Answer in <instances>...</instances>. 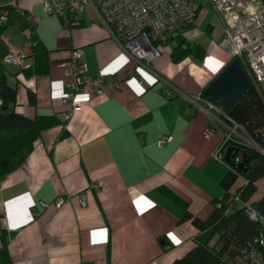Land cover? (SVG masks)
<instances>
[{
    "label": "crops",
    "instance_id": "obj_1",
    "mask_svg": "<svg viewBox=\"0 0 264 264\" xmlns=\"http://www.w3.org/2000/svg\"><path fill=\"white\" fill-rule=\"evenodd\" d=\"M13 1L0 36V76L17 91L16 111L55 115L59 124L43 130L0 179V249L9 264H172L195 246L201 229L193 219L211 215L229 170L215 156L227 128L219 124L206 137L213 123L197 99L232 59L213 5L196 0L194 23L160 46L151 66L179 89L166 93L165 82L121 49L93 8L73 24L47 14L46 0ZM37 42L48 50L44 73L33 72ZM179 45L204 55L174 61ZM79 47L87 73L105 83L98 94L84 88L80 108L63 120L62 63ZM10 50L26 54L31 74L4 63ZM162 134L171 138L159 144Z\"/></svg>",
    "mask_w": 264,
    "mask_h": 264
},
{
    "label": "built area",
    "instance_id": "obj_2",
    "mask_svg": "<svg viewBox=\"0 0 264 264\" xmlns=\"http://www.w3.org/2000/svg\"><path fill=\"white\" fill-rule=\"evenodd\" d=\"M222 24V38L220 44L226 48L232 58H238L246 70L250 82L259 89L264 90V5L261 0H209ZM14 5V1L10 2ZM93 8L100 16L103 24L109 30L121 49L126 52L137 65L150 71L157 80L165 82L162 91L169 93L177 89L175 85L166 81L155 71L151 64L160 54V46L166 44L172 37L179 34L183 28L194 23L199 11L196 0H46L44 9L47 14L58 15L70 23L79 24V15L85 8ZM8 10H2L0 22L7 19ZM26 54L19 50H10L4 57L6 64H13L25 68ZM64 75L67 78V90L63 102L67 109L60 116L63 120L71 117L73 111L81 106L79 95L87 88L91 93L98 94L105 83L101 76H91L87 73V65L83 60V49L75 48L70 60L62 63ZM142 83V80H139ZM179 90V89H177ZM202 108L207 111L212 119L211 126L204 131L210 137L217 130H222L221 125L229 131L223 133V141L215 152L220 161L225 162L233 171L235 168L225 161L221 152L227 140L239 141L242 134L238 132L240 126L231 120L224 109H219L215 101L202 99ZM221 124V125H219ZM238 129V130H237ZM239 134L240 136H237ZM170 136L162 134L159 144L170 140ZM235 162H240L241 156H234ZM242 179V178H241ZM243 183L245 182L244 179ZM102 183L99 181L96 186ZM234 201L239 200L236 193ZM64 197H58L56 205L64 202ZM84 201V197H82ZM45 206V202H42ZM243 207L249 217L264 224V216L251 203L243 202ZM260 247L264 252V228L261 226L258 233L250 241ZM251 264H264V255L261 260L251 257Z\"/></svg>",
    "mask_w": 264,
    "mask_h": 264
},
{
    "label": "trees",
    "instance_id": "obj_3",
    "mask_svg": "<svg viewBox=\"0 0 264 264\" xmlns=\"http://www.w3.org/2000/svg\"><path fill=\"white\" fill-rule=\"evenodd\" d=\"M11 1L13 0H0V15L2 10H8L7 19L5 22H0V36L10 22L9 13L14 6ZM261 2L264 5V0ZM31 49L34 59L33 72H46L47 48L42 42H37L31 46ZM192 53L202 58L204 50L199 48L195 51L190 47L179 45L172 49L171 58L179 61ZM24 72L27 75L32 73L31 68H24ZM201 97L219 102L226 115L240 126L249 144L233 140H227L223 144L221 148L223 154L228 146L239 148L235 156H241L240 162H235L234 159L228 162L236 172L228 167L229 170L221 181L225 193L221 198L214 200V204L218 206H215L205 221L193 219L201 229L196 237L195 246L172 264H234L232 260L239 253H249L252 249L263 252L250 241L261 226L264 228V224L252 220L245 207L238 206L233 196L238 193L240 201L248 202L257 190L256 181L264 176V90L250 82L233 107L211 98L204 90ZM16 103V89L7 83L4 76H0V179L24 161L43 130L59 124V119L55 115L39 114L33 118L27 117L15 110ZM241 162H244L242 167L239 166ZM239 178L244 179L245 182L231 191L233 184ZM251 205L264 216V195L253 201ZM0 234L5 240L1 226ZM0 258L2 264H9L5 247L0 249Z\"/></svg>",
    "mask_w": 264,
    "mask_h": 264
},
{
    "label": "water",
    "instance_id": "obj_4",
    "mask_svg": "<svg viewBox=\"0 0 264 264\" xmlns=\"http://www.w3.org/2000/svg\"><path fill=\"white\" fill-rule=\"evenodd\" d=\"M250 85V78L238 58L232 59L204 89L211 98L228 107H233ZM239 151L237 146H228L224 159L230 162ZM244 162L239 164L240 167Z\"/></svg>",
    "mask_w": 264,
    "mask_h": 264
},
{
    "label": "rangeland",
    "instance_id": "obj_5",
    "mask_svg": "<svg viewBox=\"0 0 264 264\" xmlns=\"http://www.w3.org/2000/svg\"><path fill=\"white\" fill-rule=\"evenodd\" d=\"M226 131H229V130L226 129ZM238 132L240 134H242V137L239 134H237V136H240V138H238L239 139L238 142H247L249 144V140H247V138L244 136L242 131L239 129ZM239 183H240V180L237 179L236 182L233 184L232 189H235L238 186ZM256 185H257V190H256V192L253 195V199L255 201H257L258 199H260L264 195V176L259 178L256 181ZM236 202H238L237 203L238 206H243V202L240 201V199L237 200ZM252 202L253 201L250 198L248 203H252ZM232 252H230V253H232ZM262 253L264 255V252H258L255 249H252V251H250L249 253H247V252L239 253L235 258H233L232 261L234 262V264H251V260L252 259L250 258V255H251V257L253 256V257H256V259L261 260Z\"/></svg>",
    "mask_w": 264,
    "mask_h": 264
}]
</instances>
